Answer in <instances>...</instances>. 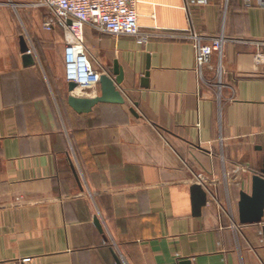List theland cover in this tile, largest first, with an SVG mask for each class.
Wrapping results in <instances>:
<instances>
[{
	"label": "crops",
	"instance_id": "1",
	"mask_svg": "<svg viewBox=\"0 0 264 264\" xmlns=\"http://www.w3.org/2000/svg\"><path fill=\"white\" fill-rule=\"evenodd\" d=\"M189 1L137 0L144 44L84 29L94 66L121 69L124 104L77 113L70 94L99 85L68 91L41 0H0V264H264V214L238 219L263 161L264 7ZM191 33L224 38L200 77Z\"/></svg>",
	"mask_w": 264,
	"mask_h": 264
},
{
	"label": "built area",
	"instance_id": "2",
	"mask_svg": "<svg viewBox=\"0 0 264 264\" xmlns=\"http://www.w3.org/2000/svg\"><path fill=\"white\" fill-rule=\"evenodd\" d=\"M205 4L206 0H191L189 4ZM137 0H41L40 5L50 12V18L43 27L47 31L55 27L65 34L64 68L67 83L76 88L90 89L99 85L102 67L96 68L84 43V29L113 37L129 36L138 44H144L150 37L141 33L137 24ZM264 7V0H257ZM193 45L194 71L201 76L213 55H222L224 38L203 37L191 33L187 37ZM30 258H22L7 264H30Z\"/></svg>",
	"mask_w": 264,
	"mask_h": 264
},
{
	"label": "water",
	"instance_id": "3",
	"mask_svg": "<svg viewBox=\"0 0 264 264\" xmlns=\"http://www.w3.org/2000/svg\"><path fill=\"white\" fill-rule=\"evenodd\" d=\"M20 52L22 54V62L24 67H30L35 65V60L30 54L29 49L25 43L23 37H20ZM112 75L114 79H111L106 74L100 76L99 88L100 96L93 99L77 98L70 94L68 97V104L77 113H88L91 108L97 103L105 104H124V100L116 88L117 84L122 82V71L118 67L117 63H114ZM147 76V74H146ZM76 89V85L68 83V91L72 93ZM133 115H136L133 109H130ZM259 150H262L259 149ZM192 206L195 215L200 213L202 207L206 205L207 196L199 185H195L191 188ZM264 214V147H263V161L262 167L258 173L253 174L251 178V193L246 194L241 192L238 202V219L242 225L257 224L261 222ZM95 225L101 229L99 221L94 220ZM117 264H122L120 259L115 256ZM182 264H189L188 261Z\"/></svg>",
	"mask_w": 264,
	"mask_h": 264
},
{
	"label": "rangeland",
	"instance_id": "4",
	"mask_svg": "<svg viewBox=\"0 0 264 264\" xmlns=\"http://www.w3.org/2000/svg\"><path fill=\"white\" fill-rule=\"evenodd\" d=\"M50 12H49V10L48 9H46V8H43V10H42V15H41V17H42V25L40 24L39 26H40V29L41 30H43L44 29V27H43V23L48 19V18H50ZM22 21V19L20 18V22ZM20 24H22V23H20ZM33 29V28H32ZM53 30H57V31H59L60 32V34L63 36V41H64V43H65V34H64V31H62L60 28H57V27H55ZM52 31V30H51Z\"/></svg>",
	"mask_w": 264,
	"mask_h": 264
},
{
	"label": "bare ground",
	"instance_id": "5",
	"mask_svg": "<svg viewBox=\"0 0 264 264\" xmlns=\"http://www.w3.org/2000/svg\"><path fill=\"white\" fill-rule=\"evenodd\" d=\"M103 75V74H102ZM73 94L74 95H80V94H83V91L80 90L79 88H76L74 91H73Z\"/></svg>",
	"mask_w": 264,
	"mask_h": 264
}]
</instances>
